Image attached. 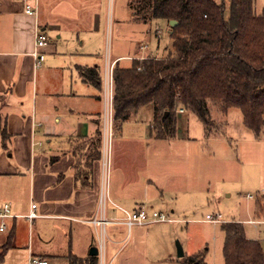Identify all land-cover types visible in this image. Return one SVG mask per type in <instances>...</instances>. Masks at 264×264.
<instances>
[{
	"label": "crops",
	"instance_id": "0c3cea01",
	"mask_svg": "<svg viewBox=\"0 0 264 264\" xmlns=\"http://www.w3.org/2000/svg\"><path fill=\"white\" fill-rule=\"evenodd\" d=\"M69 1L38 0L37 16L31 17L23 13L20 0H0V114L10 135L8 150L0 140V214L4 205L10 207L9 215L0 217V264H28L30 257L48 264H84L94 257L89 255L91 248L100 244L97 264L100 258L111 264L127 249L118 246L133 228L138 249L144 250V227L135 226L128 233L122 225L90 223L122 220L124 213L115 206L132 212L152 201L173 217L184 216L210 200V191L216 201L231 197L233 184L247 182L256 194L262 191L261 176L253 168L245 172L232 167L240 182L227 183L230 152L226 157L227 152L211 144L220 139L228 148L232 142L245 145L250 155L264 147V130L263 139L256 138L238 109L222 117L213 107L211 116L220 133L209 136L193 114L177 113L175 134L153 138L150 106L116 123L113 70L144 58H102L94 47L77 51L75 43L72 50L59 52L56 43L62 37L64 42L66 37L76 38L83 46L76 27L91 38L99 32L98 25H92L95 8H86L87 0L74 5ZM68 27H73V34ZM36 28L47 36L38 68L31 56ZM92 68L99 74V87L80 76V70ZM30 212L37 215L32 221L27 218ZM173 220L184 223L178 217Z\"/></svg>",
	"mask_w": 264,
	"mask_h": 264
},
{
	"label": "trees",
	"instance_id": "16d2710c",
	"mask_svg": "<svg viewBox=\"0 0 264 264\" xmlns=\"http://www.w3.org/2000/svg\"><path fill=\"white\" fill-rule=\"evenodd\" d=\"M254 1L128 0L133 20L165 24L168 45L163 58L146 57L133 60L129 67L114 68V121L122 123L139 108L150 106L151 136L166 139L175 134V119L182 109L197 117L209 136L212 130L220 133L211 107L222 117L234 108L242 113L244 126L261 138L264 7L255 14ZM170 21H175L176 26L171 27ZM80 76L86 83L99 87L95 68L80 70ZM164 113L168 116L162 119ZM0 140L8 150L10 135L1 114ZM219 229L223 234V264H264L261 242L248 238L242 224L225 222ZM207 253V248L199 250L182 257L180 264H207ZM84 264H97V259L90 257Z\"/></svg>",
	"mask_w": 264,
	"mask_h": 264
},
{
	"label": "rangeland",
	"instance_id": "374dc122",
	"mask_svg": "<svg viewBox=\"0 0 264 264\" xmlns=\"http://www.w3.org/2000/svg\"><path fill=\"white\" fill-rule=\"evenodd\" d=\"M76 0H70L73 3ZM128 0H87V7L95 8V19L93 26L98 25L99 32L93 34V38L87 37L80 26L76 27L77 33L81 41L84 37L83 46H79V40L76 38L71 40L69 37H62L59 43L57 42V50L59 52L72 50L73 44H76L77 51L81 52L84 49L94 47L96 53L102 58H111L118 55H130L131 57H165V47L168 45V31L165 24L161 21L144 23L143 21H135L130 18V11L127 7ZM136 1V0H135ZM219 2L220 0H216ZM226 15L228 13V2L226 1ZM136 4L134 3V6ZM264 7V0L254 1V13L259 14ZM74 6L70 7L73 11ZM80 14L76 13L78 18ZM74 14L71 13L70 18ZM86 24V23H84ZM83 25V23H79ZM119 25V27L117 26ZM74 26V25H72ZM73 27H68L70 34H73ZM64 35L66 36V30ZM95 37V38H94ZM55 43V40H52ZM144 47V50L141 47ZM107 60V59H106ZM130 64V62H129ZM214 112V108L211 107ZM215 116V115H214ZM214 118V117H213ZM222 119V117H221ZM220 130L222 126H219ZM213 131V132H212ZM211 132L215 134L214 130ZM211 133V134H212ZM219 133V132H218ZM263 137L260 138V140ZM215 150L227 152L229 150V161L227 163L229 174L227 183H239L238 178L233 177V168H241V171L247 172L252 168L259 173L262 182V191L254 192L246 182L241 186L233 184L231 187V197H221L220 201L212 198V191L209 192L210 200L197 204L194 208L186 211L184 216H171L169 209L164 208L155 202H144L148 212L159 211L165 213L169 218L175 219L178 217L184 220V223H156L144 226L140 233H143L144 250L138 249V241L135 240V229L133 233L124 236V241L118 246L127 249L121 255H116L111 264H180L182 259L177 256V246H180L183 251V257L192 255L193 253L208 249L206 255L207 264H223L222 246L223 234L219 226L224 222H240V221H264V147L262 145L257 153L250 155V150L247 146L232 142L230 148L222 140L211 142ZM250 155V156H249ZM261 192V193H260ZM230 193V192H227ZM245 195L254 196L252 199L244 198ZM213 199V200H212ZM259 200L257 203L256 200ZM145 201V200H144ZM218 202V203H217ZM221 213L225 218L220 224L206 223L205 216L213 213ZM113 217L117 213L112 214ZM250 221V222H251ZM241 224V223H240ZM246 230V234L255 237L264 246V225L242 224ZM123 238V236H121ZM136 241V242H135ZM140 250V251H139ZM105 263L100 258L99 264ZM107 264V263H105Z\"/></svg>",
	"mask_w": 264,
	"mask_h": 264
},
{
	"label": "built area",
	"instance_id": "2783aa9c",
	"mask_svg": "<svg viewBox=\"0 0 264 264\" xmlns=\"http://www.w3.org/2000/svg\"><path fill=\"white\" fill-rule=\"evenodd\" d=\"M22 5H23V13L26 16H31V17H36L38 13V0H20ZM47 44V36L43 33L40 32L38 28H36L35 33H34V45H33V50L31 53V56L33 58L34 62V68H38L43 60H44V55L42 54V49L46 46ZM142 49L144 50V47L142 46ZM111 80V79H109ZM112 101V100H111ZM112 103V102H111ZM178 113L181 116H185L186 112L182 109L178 110ZM111 129V128H110ZM109 129V130H110ZM108 137H111V132H108ZM245 198L247 199H252L254 196L251 195H246ZM102 206L104 205V200H101ZM121 212L124 213V218L122 220H92L90 223L96 226H101L103 224L107 225H113V226H118L122 225L126 228L127 232L129 233L131 228L135 226L139 227H144L148 226L151 224H156V223H175L176 221L169 218L166 214L157 212V211H151L150 213L148 212L147 208L142 207L139 208L136 211L132 212H127L117 206ZM35 206L32 205V209H34ZM10 212V207L8 204L3 206V212L0 214V217H7ZM37 215L34 212H30L27 215V218L32 221L35 219ZM206 223L210 224H220L224 222V218L220 213H213L211 215H206L205 220ZM225 223V222H224ZM250 224L257 226V225H264V221H251L249 222ZM4 226H0V232L3 231ZM102 252V246L100 244L98 248V253L99 256H101ZM28 264H48V262L45 259L38 258V257H30L28 260Z\"/></svg>",
	"mask_w": 264,
	"mask_h": 264
},
{
	"label": "water",
	"instance_id": "95a60500",
	"mask_svg": "<svg viewBox=\"0 0 264 264\" xmlns=\"http://www.w3.org/2000/svg\"><path fill=\"white\" fill-rule=\"evenodd\" d=\"M169 25L171 27L176 26V22L175 21H170ZM168 116V113H164L162 119H165ZM90 256H94V257H98L99 253H98V247H93L91 248L90 252H89ZM177 256L179 258L183 257V251L182 248L180 246H177Z\"/></svg>",
	"mask_w": 264,
	"mask_h": 264
}]
</instances>
